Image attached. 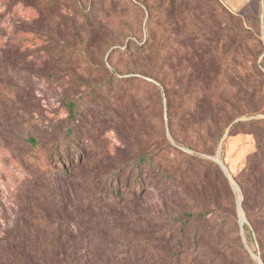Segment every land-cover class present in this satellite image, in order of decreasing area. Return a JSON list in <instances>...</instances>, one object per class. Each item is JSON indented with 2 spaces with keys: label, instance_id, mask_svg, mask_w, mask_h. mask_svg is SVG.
I'll return each mask as SVG.
<instances>
[{
  "label": "rangeland",
  "instance_id": "1",
  "mask_svg": "<svg viewBox=\"0 0 264 264\" xmlns=\"http://www.w3.org/2000/svg\"><path fill=\"white\" fill-rule=\"evenodd\" d=\"M168 1L0 0V241H11L26 227L22 217H38L42 194H60L55 191L59 188L82 194L83 211L88 213L82 223L90 236L88 264H169V254H173L166 250L169 244L150 252L143 238L171 231L178 238L180 230L190 238L196 227L192 222L184 225L190 213L201 216L200 225L206 220L205 225H211L209 222L218 218L226 222V240H240L251 258L246 264H262L244 228V197L238 185L258 142L246 133V127L233 134L230 127L239 121L264 119V78L252 72L246 61L248 48H264V0H208L205 14L195 18L211 53L200 75L176 67L175 60L183 64L190 53L179 25H188L190 16L181 23L185 17L181 11L175 14L171 8L165 13ZM195 3L197 0L189 2L196 9ZM174 4L178 6L180 1ZM218 21L224 23L223 33L213 27ZM148 36L153 49L147 56L124 48L131 41L146 42ZM226 37L240 45L234 47L239 67L230 63L231 46ZM214 40L221 48L227 44L225 51L213 54ZM215 55L218 60L210 63ZM218 62L228 77L237 70L232 87L221 78L222 72L218 75ZM156 68L169 84L167 100L157 97L153 87L162 89L153 79ZM114 77L128 82H114ZM203 82L209 84L207 96L216 104L221 94L232 105L231 123L224 136L217 144L210 143L207 151H202L200 144L208 140L209 122L201 120L209 112L197 109L204 97V92L198 91ZM99 84L103 86L100 92ZM95 90L97 102L92 99ZM78 98L83 101L81 107L70 117L65 102ZM249 111L255 114L248 116ZM170 116L176 119L173 133L189 135L182 146L172 138ZM188 116L190 122L179 123ZM221 116L215 112L216 119ZM69 128L74 132L72 142L78 144L82 133L83 140L88 139L82 145L84 157H70L75 167L87 166L83 173L88 177L80 180L82 168L70 165L76 178L60 175L58 181L48 182L38 169L40 147L48 155L56 144L63 147ZM133 135L138 139H130ZM30 138H37L39 148L33 147ZM165 140L172 149L163 153H168L163 176L145 179L141 186L130 181L131 190L138 193L133 198L128 185L120 183L121 196L126 197L121 204L91 200L97 190L116 195L113 171L121 164H132L139 150H152ZM172 217L177 225L172 226ZM36 224L37 220L28 221L30 227ZM210 242L214 244L213 239ZM184 250L182 264L197 252L189 244ZM228 261L221 258L219 264ZM195 263L202 264V260Z\"/></svg>",
  "mask_w": 264,
  "mask_h": 264
},
{
  "label": "trees",
  "instance_id": "2",
  "mask_svg": "<svg viewBox=\"0 0 264 264\" xmlns=\"http://www.w3.org/2000/svg\"><path fill=\"white\" fill-rule=\"evenodd\" d=\"M11 1L16 3L21 0ZM175 1H168V7L164 9L165 13H168L171 8L172 10L174 9L173 12L175 11V14L181 11V15H185V17L181 19V23L190 16L188 25H185V23L179 24L184 33L186 44L184 47L188 48L190 53L185 57V62L183 64L180 63V59L177 58L175 60L176 67L187 71H193L195 75H197V73L200 75L199 70L208 62L211 53L208 49L209 41L206 39L205 35H201L202 28L197 25L198 21L195 20V18L205 14V9L209 5V2L208 0H197L195 9L189 4L190 0H177L180 1L178 6H175ZM218 22H216L213 27L217 32L223 33L226 30V28L223 27L224 23L221 21ZM177 28L180 29L179 26H177ZM224 39L230 44L228 47L231 46L228 49L229 55L232 56L230 63H234L236 67H239L237 65V57L239 55L237 49L240 48V45L235 44V40H233L234 42L231 40L229 41L227 37ZM220 40H222L221 37ZM150 42H152V39L148 36L146 42L138 41L134 43L131 41L124 48L136 52L137 55L147 56L153 49ZM212 43L214 45L213 54L219 53V49L225 51L227 47L226 44L221 48L215 40L212 41ZM236 46L237 49L234 48ZM181 55L182 54L178 57H181ZM263 56L264 48L255 50L250 47L247 49L246 61L250 64L251 71L259 73L264 78V58L259 62L260 57ZM216 60L218 59L215 55L214 59L210 60V63H214ZM156 70L158 72H156V76H154L153 79L160 83L162 89L156 88L154 85L153 87L157 92V97L158 95L164 96L167 100V94L169 95V84L166 82V76L160 72V69L156 68ZM236 71L237 70H235V72L232 71V77H228L224 74L225 70L223 65L220 63L218 64V75L222 72L223 75L221 78L227 81L228 87H232L231 81ZM201 74L202 77L207 80L206 72L202 71ZM114 80V82H128L126 79L115 77ZM101 85L99 84V86ZM201 86H199L198 91L199 93H201V91L204 92V94H202L204 97L199 101L197 109L203 113L209 112L207 113L209 115L201 120L203 124L208 121L209 125L207 127L208 140L200 144L202 146L200 149H202V151H207L210 143L217 144L224 136L227 127L231 123L230 114L232 111L230 112V110L232 109V105L228 99L221 98V94H218L219 102L216 104L212 98L207 96L209 84L203 82ZM97 90L92 93V99L95 102L98 101V96L96 95ZM102 90L103 86H101L99 92ZM78 99V101L72 100L65 102V108L70 117H75L77 108L79 106L81 107V102L83 101H81V98ZM167 103L169 102L167 101ZM194 105H196V103ZM215 112L220 113L222 115L221 118L216 119ZM170 113L173 114L172 112ZM247 114L248 116H253L255 113L249 111ZM190 121L191 116H188L187 119L183 117V120L181 119L179 123L187 124ZM175 123L176 119L174 120L173 116H170L172 138L178 146H182L183 143L181 142H185L189 135L183 134L182 131H178L176 134L173 133ZM210 127L213 128L210 130ZM240 127H246V133L252 134L258 142L256 153L249 158L246 169L238 178V185L244 197L243 209L247 219L244 228L249 237L253 239L257 247L255 253L260 256L261 263L264 264V119L236 122L231 125L230 134L236 133ZM73 135L74 132L72 128H69L65 133L67 143L64 144L63 147L56 144L49 155L44 149H41L43 147H40L42 159L41 166L38 169L48 178V182L58 181V179H61V177H59L60 175H63L66 179L76 178L72 176L73 172L72 169H70L71 167L69 168L70 165H72L73 169L82 168L78 174L81 175L80 180L88 177L87 174L83 173V168L87 166L82 164V166L75 167L70 158L72 154L74 156L80 154L79 160L84 157L85 149L82 148V145L83 142L88 139L83 140L84 133H82L81 139H79L78 144H76L72 142L74 140ZM130 139L135 141L138 138L136 135H133L132 137L130 136ZM30 142L34 148H39L40 144L37 138H30ZM127 143L129 142L126 141L125 144ZM169 148L172 149L168 141L165 140L163 144H155L152 150H148L147 148L139 150L140 154L131 161L132 164H121L122 167L119 168V170L116 168L113 171L112 177L115 180L113 188L117 190L116 195L111 194L112 196L110 197V195L107 194V190H97L91 200L99 204H104L105 201L109 199L112 203L121 204V201H126V197L121 196L123 190L119 187L120 183L124 184V182L128 185V191L132 193L131 197L138 196L136 190H131L132 186L130 185V181L133 182V185L141 186L145 179H149L150 177L153 179L157 177L158 174L159 176H163L165 173L164 170H166L163 167L165 156L168 154L163 153L168 151ZM187 157L190 158V161L202 163V160L199 158ZM68 162L72 164H67ZM130 165L132 166L130 167ZM216 170L221 174L223 180L226 181V178L222 175V171L218 166ZM53 175L55 178H53ZM128 179L129 184L127 182ZM72 183L74 185V182ZM55 191H59L60 194H42L38 217H22L23 222H26V227L18 230L15 237H11V241H0V264H88L87 252L89 253V247L87 245L90 236L89 231L82 223L83 219L86 218V214H88L86 211H83L85 207H82L83 202L80 196L82 194H75V192H71L70 189L61 191L57 188ZM186 217L188 222H185L184 225L192 222L196 226L192 229L193 235L191 234L190 238L186 237L187 232L184 230H180V236L178 238H174L172 231L161 236L146 235L144 237L143 235L144 247L150 252L152 250L155 252L162 245L169 244V248L166 250L171 253L173 252V254H169V264L183 263V256L185 255L184 246L186 244H189L190 247L195 248L197 251L190 262L187 261L186 264H197L195 263L197 260H202V264H219L221 258L224 260L228 259L229 264H246L247 261L251 260L247 250L240 245V240L237 239L234 243H230L226 240V222L223 223V221L218 218L216 220H211L209 222L211 225H205L207 220L203 221V225H200L199 221L201 220V216H195L190 213L187 214ZM29 220H37L39 224H36L35 228L30 227L28 225ZM171 220L173 222L172 226L177 225L174 217H172ZM202 226H204V229ZM169 237H171V240H168ZM211 239L214 241L212 245H210ZM220 264H224V262Z\"/></svg>",
  "mask_w": 264,
  "mask_h": 264
},
{
  "label": "water",
  "instance_id": "3",
  "mask_svg": "<svg viewBox=\"0 0 264 264\" xmlns=\"http://www.w3.org/2000/svg\"><path fill=\"white\" fill-rule=\"evenodd\" d=\"M258 260H259L260 262H262V261L260 260V258H258Z\"/></svg>",
  "mask_w": 264,
  "mask_h": 264
}]
</instances>
